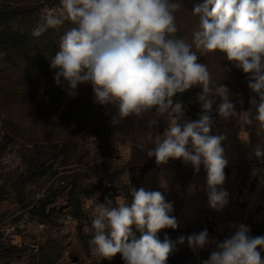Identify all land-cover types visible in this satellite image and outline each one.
I'll return each instance as SVG.
<instances>
[{
  "label": "clouds",
  "instance_id": "9594fccd",
  "mask_svg": "<svg viewBox=\"0 0 264 264\" xmlns=\"http://www.w3.org/2000/svg\"><path fill=\"white\" fill-rule=\"evenodd\" d=\"M182 7L181 0H59V11L44 15L31 34L40 37L66 22L73 25L60 36L59 51L51 60L55 83L63 81L71 90L91 83L96 103L116 106L114 123L153 108L157 114L168 113L169 126L155 138L148 155L157 164L182 159L196 172L203 165L208 205L219 211L228 203V192L218 187L225 182L228 161L221 146L225 137L210 135L215 98L221 100L217 109L221 117L236 113L229 89L213 82L197 51L201 56L220 52L247 75L248 88L259 98L249 101L255 106L258 134L264 133V0L197 4L192 14L199 17V25L191 43L176 36L175 14ZM197 85L202 88L198 94L202 114L197 121L180 124L182 105L172 98ZM254 155L264 157V146L257 145ZM130 195V203L124 198H118L115 206L111 200L95 203L89 240L92 255L111 260L121 254L125 264H167L177 244L187 241L194 253L216 244L201 264H264L257 251L264 248V236L250 237L243 224L223 241H210L206 229L176 241L167 236L161 241L162 229L179 227L170 215L172 203L162 192L143 187L131 188Z\"/></svg>",
  "mask_w": 264,
  "mask_h": 264
},
{
  "label": "rangeland",
  "instance_id": "374dc122",
  "mask_svg": "<svg viewBox=\"0 0 264 264\" xmlns=\"http://www.w3.org/2000/svg\"><path fill=\"white\" fill-rule=\"evenodd\" d=\"M185 1L190 6L202 3ZM58 11L59 0H0V264H125L118 254L111 260L91 254L93 209L106 200L115 206L118 198L130 203V189L152 160L143 162L136 152L113 142L105 128L107 105L94 101L91 83L75 90L63 81L55 83L51 60L59 51L60 36L73 25L66 22L40 37L31 33L44 15ZM175 15L176 36L191 43L198 16L185 5ZM197 55L208 65L213 82L229 89L234 111L255 107L249 101L259 98L242 70L220 52ZM201 91L197 85L172 98L182 105L180 115L201 116ZM220 103L216 97L211 117L219 114ZM71 200L80 216L73 215ZM255 220L264 223V197ZM191 232L179 224L158 236L176 241ZM211 250L194 253L185 241L177 244L167 264H201Z\"/></svg>",
  "mask_w": 264,
  "mask_h": 264
},
{
  "label": "crops",
  "instance_id": "0c3cea01",
  "mask_svg": "<svg viewBox=\"0 0 264 264\" xmlns=\"http://www.w3.org/2000/svg\"><path fill=\"white\" fill-rule=\"evenodd\" d=\"M106 108L105 128L113 142L124 151L136 152L143 162L152 160L143 168L136 189L143 187L148 191L162 192L165 200L172 203L170 215L176 217L178 224L189 227L191 234L206 229L210 241L230 238L241 224L251 228L264 190L262 172L256 169L264 162V157L258 159L254 155L257 145L264 146V133L258 134L255 107L235 111L236 115L228 118L219 114L212 117L210 135L225 137L221 146L228 161L224 169L225 182L218 186L228 192V203L219 211L208 205L207 174L203 165L196 172L182 159H169L166 164H157L155 157L148 155V151L155 147V138L162 136L169 126L168 113L157 114L153 108L140 116L131 115L114 123L113 117L118 116L116 106L109 104ZM199 118L180 115L178 122L183 124ZM214 244L209 243L205 248L211 250Z\"/></svg>",
  "mask_w": 264,
  "mask_h": 264
},
{
  "label": "trees",
  "instance_id": "16d2710c",
  "mask_svg": "<svg viewBox=\"0 0 264 264\" xmlns=\"http://www.w3.org/2000/svg\"><path fill=\"white\" fill-rule=\"evenodd\" d=\"M193 1L194 2L201 1L202 3L205 2V0H193ZM181 2L188 9H193L194 8V5L193 6H190L189 4L186 3L185 0H181ZM262 168H264V162L258 164L257 167H256V169L258 171L262 172V176L261 177H262V180H264V170H262ZM262 197H264V190H262ZM71 204L73 205V210H72L73 215L74 216H80L79 207L77 206V204L73 200H71ZM39 210H40V214L41 215H44L45 214V210H46V205L45 204H42L39 207ZM256 212H257V209H256ZM133 231L135 232L136 238H139L140 235H139L138 232H136L135 228H133ZM262 233H264V223H262V221H259V222H257L256 220L253 221L251 223V228H250V231H249L248 235L250 237H256V236L261 235ZM257 251L260 252L261 260L264 261V248H258ZM118 256L122 258V255L121 254H118Z\"/></svg>",
  "mask_w": 264,
  "mask_h": 264
}]
</instances>
